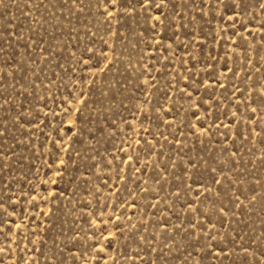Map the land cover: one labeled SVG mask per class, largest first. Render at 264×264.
Listing matches in <instances>:
<instances>
[{
    "label": "rangeland",
    "instance_id": "rangeland-1",
    "mask_svg": "<svg viewBox=\"0 0 264 264\" xmlns=\"http://www.w3.org/2000/svg\"><path fill=\"white\" fill-rule=\"evenodd\" d=\"M0 264H264V0H0Z\"/></svg>",
    "mask_w": 264,
    "mask_h": 264
}]
</instances>
